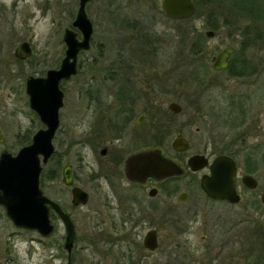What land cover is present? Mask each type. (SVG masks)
<instances>
[{
	"label": "flooded vegetation",
	"instance_id": "flooded-vegetation-1",
	"mask_svg": "<svg viewBox=\"0 0 264 264\" xmlns=\"http://www.w3.org/2000/svg\"><path fill=\"white\" fill-rule=\"evenodd\" d=\"M248 1V10L230 12L234 15L233 20L249 18L250 24L243 32V38L237 40L240 42L238 45L226 44L221 48L223 50L228 46L234 47L228 66L220 70L214 69L213 56L209 68V59H199L200 55H197L185 64L189 66L186 68L190 73L191 67L201 66L203 70L200 75L194 78L190 75L183 76L188 78L187 83L185 79H177V82L174 81L171 85L173 91L168 90L167 82L164 83L160 79H176V76L173 77L174 73L170 77L160 78L158 73L150 70L157 67L161 61L156 59L157 52H154V49L158 48H148L153 40L149 38L147 31L143 30L144 27L140 26L135 38L136 52L129 46V39H126L125 43L128 44L119 72L113 73L110 70V74L105 76L107 80L112 81L111 91L106 93L105 100L100 92L98 94L89 91V102L93 107L84 109L83 113L65 110L66 91L63 83L80 71L81 56L91 49L92 39L89 49L80 50L77 73L72 78L60 82V88L64 91V105L58 111L59 125L52 138L54 150L47 161L42 163L40 174V187L47 199L49 216L54 224V232L49 236L40 234L41 239L47 243L59 234L58 257L65 261L64 264H78L74 255L80 241L79 213L80 209L92 200L97 201L103 210L97 208L96 213L91 215L96 220L95 229L90 230V235L84 236L83 239L92 244H107L110 254L114 253L122 260H131V264H138L141 259L143 261L145 257L159 251L161 246L165 247L162 231L164 229H168L166 237L169 242L166 248L170 264H189V261L198 260L204 261L201 264H208L209 257L216 259L223 256L227 244L233 246L232 256L239 255L240 247L244 244L248 258L252 259L254 264H264V3H261V0ZM236 13L242 14L237 17ZM73 22L72 29L78 33V38L82 39L81 31ZM217 23L221 26L220 22ZM130 25L135 26L132 21ZM212 29L209 30H216ZM214 34L210 36L206 32L208 37H213ZM66 48L62 59L66 56ZM62 59L54 68L60 67ZM198 61L200 63H197ZM183 62L185 61H180V64ZM211 71L217 73L216 80L208 76ZM190 78H197L201 88V93H192L196 96L197 110L182 117L183 104L172 100L167 108L170 112L169 121L164 124L159 117L161 107H156L153 99L161 91L173 93L175 97L179 94L190 97ZM183 83H186V91L178 89ZM213 84H216L219 92L208 91ZM25 86L27 92V79ZM197 95L213 97L202 103V98ZM190 98V104H193L195 98ZM172 103H177L180 110L172 109ZM196 123L201 125L196 127V131L199 133L204 129L206 133L200 146L194 143L190 135ZM39 129H48L47 123L43 121ZM0 132L5 138L0 145L5 146L7 136L1 126ZM170 132L175 134L171 139H166V134ZM34 135L27 133L18 136L12 145L20 148L27 146L33 142ZM180 137L185 138L189 145L184 150L176 148V141ZM4 150L10 151L4 148L0 156ZM155 150L176 162L183 172L163 177L148 175L142 178L128 173V159ZM195 155H202L206 159L205 165L196 170L189 165L190 159ZM219 155L231 156L235 161L234 186L240 196L238 202L223 197H211L202 186L204 176L212 173L210 165ZM66 173L71 176L69 184L66 183ZM186 175L192 176L187 190L178 185V178ZM50 181L58 184L60 197H54L49 192ZM192 186H196L202 196L196 194L192 197ZM75 189L85 192L87 200H80V193H75ZM203 197L212 201L217 210L213 213L206 210L202 218L199 203ZM175 198L182 204L191 199L192 203L188 205L185 213L180 211ZM234 208L242 209L244 216L236 211V216L230 215L229 209ZM0 210L15 227L26 229L15 224L3 204H0ZM105 225L109 227L108 230L104 229ZM198 231L202 232L199 237ZM71 232L73 245L69 249L67 242ZM150 234H153L157 243L153 250L145 242ZM0 261L7 264L6 261Z\"/></svg>",
	"mask_w": 264,
	"mask_h": 264
},
{
	"label": "rangeland",
	"instance_id": "rangeland-1",
	"mask_svg": "<svg viewBox=\"0 0 264 264\" xmlns=\"http://www.w3.org/2000/svg\"><path fill=\"white\" fill-rule=\"evenodd\" d=\"M162 0H92L88 3L87 11L89 17L94 23V34L92 37V47L84 52L81 56L80 71L72 79L64 81L65 110H73L74 112H84V109L90 106L89 91L97 92L103 97H107L106 93L111 91L112 81L107 80L105 76L119 72L122 66V60L125 58L126 39H129V46L135 50L137 37L140 26L147 31L149 38H152L153 44L150 43L148 48L152 50L157 47L156 59L161 61L157 67L150 68L152 72L158 73V76L166 77L174 73L176 79H169L166 86L168 90L173 91L171 85L177 79H185L187 76H199L203 68L198 66L190 68L191 72L186 68V62L191 58V52L195 49H201L199 59H209L207 64L211 67L212 58L226 44L240 43V38L244 30L249 26V18L235 19L233 14L228 12H242L239 6H231L237 4L236 1L246 3L248 0H225V4H221L216 8L217 22L221 23L214 32L213 37L206 35L207 30L212 29L210 23L213 22L211 15V5L203 7L205 14L196 13L189 19L172 20L167 18L162 11ZM264 3V0H261ZM79 8V0H0V126L3 128L7 136L5 146L0 145V152L4 148L10 151L18 152L20 147L12 144L18 136L27 135V133H35L42 127V122L29 105V98L26 92V78L30 74L44 75L50 68L60 64L64 55L66 45L63 41L64 28H72V22L76 18ZM230 14L229 16L223 15ZM220 14V15H219ZM242 13H236L240 16ZM135 24L134 27L130 25ZM226 22V23H225ZM129 23V24H128ZM141 23V25H140ZM213 30V29H212ZM204 35V36H203ZM205 37L204 42L201 38ZM30 41L33 47V55L30 60H20L15 56V49L22 41ZM202 42V43H201ZM188 54V57H187ZM180 61H185L180 64ZM170 64L164 62H170ZM175 61V62H173ZM197 63H200L198 61ZM183 65V66H182ZM178 66V67H173ZM194 66V65H193ZM189 67V66H187ZM193 69V70H192ZM186 77L184 78L183 76ZM216 80L217 73L209 72L208 75ZM218 77V76H217ZM186 83L179 85L178 89L186 91ZM197 78L189 79L188 92L201 93V88ZM191 85V86H190ZM209 92L217 93L219 89L216 84L211 85ZM190 95V94H189ZM190 97H175L173 93L166 91L159 92L153 99L155 106L161 107L160 121L166 124L169 121L168 105L172 100L181 102L184 106V117L187 113H195L197 107ZM199 98L200 96L197 95ZM213 95H201L202 103ZM215 97V96H214ZM177 98V99H174ZM105 100V99H104ZM201 126L200 123L193 125L190 135L194 143L199 146L204 142L205 131L201 129L199 133L196 127ZM166 131L168 129L165 128ZM171 129L169 128V131ZM175 134V133H174ZM172 132L166 134V139H171L174 135ZM192 180V176H183L178 178V185L181 189H189L188 182ZM49 192L54 197H60L61 190L56 182H49ZM201 192V191H200ZM192 186L191 194L202 196V194ZM67 196V195H66ZM191 197V199H192ZM205 197V196H204ZM202 198L199 203L200 216L203 218L206 210L210 213L216 212L213 202L206 198ZM191 199L186 203H180L176 198L175 202L181 212L187 211L188 205L192 203ZM87 206L80 210V241L75 249L76 262L78 264H119L123 261L131 264V260H122L116 257V254L108 250L107 244H92L83 238L90 235V230L95 229L94 215L98 206L97 201L92 200ZM240 212L244 216L242 209H229V214L236 216V212ZM235 214V215H234ZM104 217H106L103 214ZM94 225V226H93ZM93 226V227H92ZM104 229L108 230L107 225ZM163 238L165 239V247L161 246L159 251L145 257L138 264H170L168 258V238L166 234L168 229H164ZM198 237L202 234L198 231ZM59 234L55 238L48 240L47 243L41 239V235L37 231L15 227L6 218L5 214L0 210V260L6 261L7 264H64L65 261L58 257L59 248L57 245ZM197 237V236H196ZM132 245L130 242H125ZM241 252L237 256H232L233 246L227 244L222 257L212 259L209 257L208 264H254L253 260L247 256V247L241 245ZM201 264L204 261H189V264Z\"/></svg>",
	"mask_w": 264,
	"mask_h": 264
},
{
	"label": "water",
	"instance_id": "water-1",
	"mask_svg": "<svg viewBox=\"0 0 264 264\" xmlns=\"http://www.w3.org/2000/svg\"><path fill=\"white\" fill-rule=\"evenodd\" d=\"M91 0H80L79 9L73 25L82 32V39L72 28H66L64 41L67 45L66 56L59 68H51L45 76L29 75L27 78V92L31 108L40 116L48 129H39L34 133L33 142L23 146L16 154L4 150L0 156V204H3L7 213L19 227L36 230L43 236L54 232V224L50 218V210L46 205L47 199L43 196L40 182L43 162L52 154L54 147L52 138L59 125V112L64 105V91L60 88L63 79L72 78L77 73V59L80 50L89 49L94 24L87 12V4ZM195 0H162L164 14L171 19H187L195 14L197 5ZM213 35L212 30L206 31ZM32 46L29 41H23L16 48V55L21 59L32 56ZM234 51L233 46L225 47L217 55L213 64L214 69L220 70L228 66L229 58ZM171 108L180 110L177 103ZM4 136L0 132V142ZM188 142L180 137L176 141L177 149H186ZM43 156V160H42ZM127 165L128 173L134 177L142 178L148 175L163 177L172 174H181L183 169L173 160L162 156L159 151H146L134 155ZM206 159L202 155H195L189 161L194 170L204 166ZM211 166V175L204 176L202 186L214 198H227L238 202L240 196L235 189L236 164L231 156L219 155ZM66 183H71L70 174L66 173ZM80 193V200L86 201L85 192ZM79 197V196H78ZM68 222L67 216L65 217ZM68 227H70L68 223ZM146 245L152 250L156 247L153 234L146 239ZM73 245V233H69L67 247ZM0 264H3L0 262Z\"/></svg>",
	"mask_w": 264,
	"mask_h": 264
},
{
	"label": "trees",
	"instance_id": "trees-1",
	"mask_svg": "<svg viewBox=\"0 0 264 264\" xmlns=\"http://www.w3.org/2000/svg\"><path fill=\"white\" fill-rule=\"evenodd\" d=\"M195 2L197 3V6H198V10L196 11L198 14H205L206 13V11L202 12L204 6H207V5H211L212 6V8L210 9L209 13H211V15H213V19L214 20H213V22L210 23V26L212 28H214V29H217L219 26H218V23H217L216 14H215L216 11L215 10H216V8L219 5L225 4V0H196ZM236 2H237V4L235 3V4H232L231 6H233V7L234 6H237V7L239 6L240 10L241 9L248 10L249 6L246 3H241L240 1H236ZM228 13H230V12H228ZM204 40H205V38L202 37L201 41L204 42ZM200 51H201V49H195L192 52L190 50L189 54H191V57L193 59L195 56L200 54Z\"/></svg>",
	"mask_w": 264,
	"mask_h": 264
}]
</instances>
